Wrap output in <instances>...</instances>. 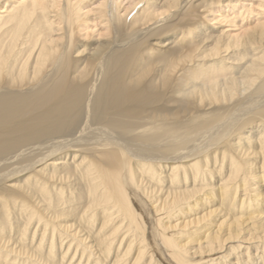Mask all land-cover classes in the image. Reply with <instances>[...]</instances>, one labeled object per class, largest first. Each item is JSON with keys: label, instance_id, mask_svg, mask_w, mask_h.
<instances>
[{"label": "bare ground", "instance_id": "bare-ground-1", "mask_svg": "<svg viewBox=\"0 0 264 264\" xmlns=\"http://www.w3.org/2000/svg\"><path fill=\"white\" fill-rule=\"evenodd\" d=\"M0 264H264V0H0Z\"/></svg>", "mask_w": 264, "mask_h": 264}, {"label": "rangeland", "instance_id": "rangeland-1", "mask_svg": "<svg viewBox=\"0 0 264 264\" xmlns=\"http://www.w3.org/2000/svg\"><path fill=\"white\" fill-rule=\"evenodd\" d=\"M221 7H217V6H214V9H220ZM221 10H224V9H221ZM225 11V10H224ZM226 12H228V9H227V11ZM220 13V12H219ZM218 13V14H219Z\"/></svg>", "mask_w": 264, "mask_h": 264}]
</instances>
